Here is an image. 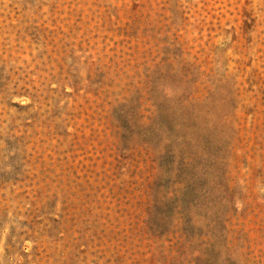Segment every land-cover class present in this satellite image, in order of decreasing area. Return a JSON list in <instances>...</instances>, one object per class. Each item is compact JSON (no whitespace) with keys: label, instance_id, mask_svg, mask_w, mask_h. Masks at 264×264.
I'll use <instances>...</instances> for the list:
<instances>
[{"label":"rangeland","instance_id":"1","mask_svg":"<svg viewBox=\"0 0 264 264\" xmlns=\"http://www.w3.org/2000/svg\"><path fill=\"white\" fill-rule=\"evenodd\" d=\"M0 264H264V0H0Z\"/></svg>","mask_w":264,"mask_h":264}]
</instances>
